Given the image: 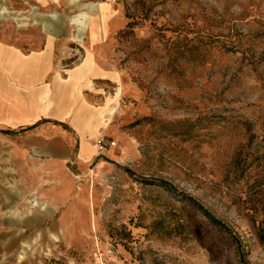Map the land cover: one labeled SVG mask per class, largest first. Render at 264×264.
Wrapping results in <instances>:
<instances>
[{
  "label": "rangeland",
  "instance_id": "374dc122",
  "mask_svg": "<svg viewBox=\"0 0 264 264\" xmlns=\"http://www.w3.org/2000/svg\"><path fill=\"white\" fill-rule=\"evenodd\" d=\"M58 2L59 62L90 50L111 77L89 90L118 108L103 152L95 135L66 163L84 198L30 205L22 182L0 207V264H264V0Z\"/></svg>",
  "mask_w": 264,
  "mask_h": 264
},
{
  "label": "crops",
  "instance_id": "0c3cea01",
  "mask_svg": "<svg viewBox=\"0 0 264 264\" xmlns=\"http://www.w3.org/2000/svg\"><path fill=\"white\" fill-rule=\"evenodd\" d=\"M52 3L0 0V194H21L25 182L57 205L68 194L86 192L66 163L92 157L105 104L89 89L111 72L92 53V63L83 62L86 53L74 66L59 62L68 28L66 19L52 13ZM58 3L67 6L68 0Z\"/></svg>",
  "mask_w": 264,
  "mask_h": 264
},
{
  "label": "bare ground",
  "instance_id": "6f19581e",
  "mask_svg": "<svg viewBox=\"0 0 264 264\" xmlns=\"http://www.w3.org/2000/svg\"><path fill=\"white\" fill-rule=\"evenodd\" d=\"M105 1H97L94 2L95 3V7L99 10L100 12V16L101 18H103L105 12H106V6L104 5ZM106 3V2H105ZM91 26V24H90ZM101 30L103 32V27L101 25ZM100 30V31H101ZM91 35H95L94 31L92 30V26L90 29ZM91 52L90 50L86 51V56L83 60V62H90L92 63V59H91ZM118 108V104H115V106H110V105H105L104 109H102L100 111V115H101V127L104 128L108 125L109 121L111 120L114 112L116 111V109ZM94 145V144H93ZM95 147V145H94ZM98 167L101 166V163H98L97 165ZM18 197V194H0V207L2 206H7V205H11L12 201H14L15 198ZM81 199L84 198V194H81V196H78ZM89 203L93 202V197L92 194H89ZM28 202L30 205H35V204H40L42 207H46L47 206V202H45L44 200L40 199L36 194H33L29 199ZM76 204V203H75ZM78 205V204H77ZM17 213V209L13 208L9 211L10 215H15ZM12 219V218H11ZM74 223L76 224L77 227L79 228H86L87 227V219L85 217V210H82L81 208L77 207L76 208V213L74 215ZM91 228L94 229L95 228V224H94V218L91 216ZM13 234H9L8 237L6 238L4 244H8L11 239H12ZM28 243H26L27 245ZM22 253V252H21ZM19 257H22V254H20Z\"/></svg>",
  "mask_w": 264,
  "mask_h": 264
},
{
  "label": "built area",
  "instance_id": "2783aa9c",
  "mask_svg": "<svg viewBox=\"0 0 264 264\" xmlns=\"http://www.w3.org/2000/svg\"><path fill=\"white\" fill-rule=\"evenodd\" d=\"M111 1H115V0H111ZM94 144H95L96 154L98 155L102 153L103 150L105 149L106 141H105V136L101 132L98 133L97 136L95 137ZM89 170H93V166Z\"/></svg>",
  "mask_w": 264,
  "mask_h": 264
}]
</instances>
